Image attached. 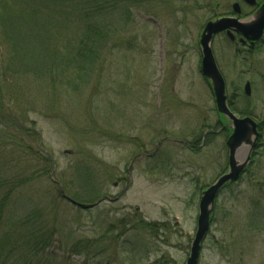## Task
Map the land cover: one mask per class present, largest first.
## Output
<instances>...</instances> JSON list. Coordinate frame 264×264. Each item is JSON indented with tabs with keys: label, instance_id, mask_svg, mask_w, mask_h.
<instances>
[{
	"label": "rangeland",
	"instance_id": "rangeland-1",
	"mask_svg": "<svg viewBox=\"0 0 264 264\" xmlns=\"http://www.w3.org/2000/svg\"><path fill=\"white\" fill-rule=\"evenodd\" d=\"M234 1L240 0L138 1L117 24L100 72L74 89L0 81L8 123L0 128V174L24 182L2 210L0 264L185 263L201 188L227 167V128L202 143V134L218 130L224 117L200 72L198 39L204 24L224 16ZM240 3L243 14L251 10ZM211 45L228 95L250 82V95L235 91L234 107L250 109L260 137L248 170L215 200L197 264H264V44L249 58L222 35ZM162 137L159 154L135 157L119 201L82 209L64 198L86 204L122 193L127 163ZM79 168L92 169L89 192L79 187ZM135 207L164 230L152 237L118 226ZM77 241L87 255L70 253Z\"/></svg>",
	"mask_w": 264,
	"mask_h": 264
},
{
	"label": "trees",
	"instance_id": "trees-1",
	"mask_svg": "<svg viewBox=\"0 0 264 264\" xmlns=\"http://www.w3.org/2000/svg\"><path fill=\"white\" fill-rule=\"evenodd\" d=\"M138 1L140 0H0V58L4 63L0 67V74L8 77L0 78V81L11 79L8 84L17 85L21 81L24 88L30 87L31 83L38 80L42 83L41 88L48 87L55 90L61 87L59 85L61 84L64 86L61 89L65 91L83 85L82 83H85L94 72L97 74L100 72L97 68L103 60L102 53L113 32L116 31L117 24H120L125 17L129 18L125 14L130 13L131 7ZM25 27L33 29L24 31ZM30 33L32 38L26 39ZM16 41H20L18 45ZM251 52L254 50L248 51V54ZM248 54H244V57H248ZM235 91L239 95L242 94L240 88L235 86L232 94L229 95L233 100L230 101L228 97L229 105L240 114H249L250 109L247 110L246 107L238 110L234 107L237 102L233 98ZM8 122L13 123V121ZM6 123L3 113L0 112L2 130L7 127L2 128L3 125L8 124ZM26 132L30 134L29 131ZM210 137L212 135L208 134L206 141ZM194 139L200 140L199 137ZM40 156L46 161L49 160L44 154ZM78 170L79 187L82 191L89 192L92 185L90 180L92 169ZM27 181L26 178L25 182ZM23 183L14 176L1 178L0 174V219L2 210L13 192ZM229 185L231 184L226 186ZM87 204L89 203L82 202V206L78 207L91 208ZM124 216L118 220V226L127 225L129 228L145 229L147 230L145 232L152 237H155L158 231L164 230L160 222L144 219L136 207ZM86 249L81 246V241H77L69 250L71 254L87 255Z\"/></svg>",
	"mask_w": 264,
	"mask_h": 264
},
{
	"label": "water",
	"instance_id": "water-1",
	"mask_svg": "<svg viewBox=\"0 0 264 264\" xmlns=\"http://www.w3.org/2000/svg\"><path fill=\"white\" fill-rule=\"evenodd\" d=\"M244 1L250 5L256 4L255 0ZM233 8L234 11L239 13L237 3L233 4ZM263 30L264 0L251 16L243 19H239L237 16H224L210 20L204 25L200 34L199 46L202 55L201 72L210 83L216 109L228 120L231 133L226 139L228 150L227 170L201 191L198 201L196 229L184 264H197L201 244L209 230L215 198L225 184L237 180L245 170L250 162L251 153L259 137L257 123L249 116H236L227 104L226 85L216 64L211 49V40L216 33L221 31H225L227 36L233 39L232 31H237L253 43V41L260 38ZM244 91L247 95L250 94L249 82L245 83ZM102 198L106 197L104 196Z\"/></svg>",
	"mask_w": 264,
	"mask_h": 264
},
{
	"label": "flooded vegetation",
	"instance_id": "flooded-vegetation-1",
	"mask_svg": "<svg viewBox=\"0 0 264 264\" xmlns=\"http://www.w3.org/2000/svg\"><path fill=\"white\" fill-rule=\"evenodd\" d=\"M239 2V5H240V16H243V17H246V16H248V15H250L253 11H251V10H254V8H252L251 7V10L248 12V13H246V14H243L244 13V11H243V9H242V6H241V3L240 2H242L243 4H245V5H247L244 1H242V0H240V1H238ZM248 6V5H247ZM250 7V6H249ZM223 15H229V16H231V15H233L234 13L232 12V10H229V11H227V12H225V13H222ZM221 14V15H222ZM233 32V38H234V40H232L231 42H232V44H234V46H236V48L237 49H239V47L238 46H240L243 50L244 49H246V50H248L249 48H248V45H249V41H241L239 38H242V36L241 35H239L236 31H232ZM219 35H222L224 38L226 37V35H225V33L224 32H221V33H218ZM217 34V35H218ZM256 43V42H255ZM254 43V44H255ZM250 46V45H249ZM248 48V49H247ZM171 91H173V89L171 88ZM159 107V106H158ZM158 109V108H157ZM156 115H157V117H159V111L157 110V113H156ZM217 125L219 126V130L217 131H214L213 129L214 128H216V127H214V128H211V129H208L206 132H204L203 134H202V143L203 142H205V137H206V135L207 134H209V133H216V132H220L222 129H224L225 128V123H223V122H221V121H218L217 120ZM164 137H162L157 143H156V146L154 147V149L152 150V151H150V152H148V153H143V152H138V154H136V155H134L133 156V158H132V160L131 161H129L128 163H127V165H126V167H125V172L127 173V179H126V182L124 183V186H123V191H122V193H119V194H117V195H115V196H113V197H110L109 196V201H111V202H117V201H119V199L122 197V195H123V193H125L126 191H127V189L129 188V183H130V180H131V167H132V162H133V160H135V157H137V156H141V155H144V154H146L148 157H153V156H156V154H157V152H158V154H159V151L157 150L158 149V145H159V142L163 139ZM169 140L171 139V140H174L173 138H171V137H169L168 138ZM201 139V138H200ZM190 142V141H189ZM196 142V139H193V141H192V143H195ZM194 146V145H193ZM196 146H199V145H196Z\"/></svg>",
	"mask_w": 264,
	"mask_h": 264
}]
</instances>
